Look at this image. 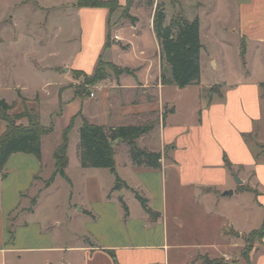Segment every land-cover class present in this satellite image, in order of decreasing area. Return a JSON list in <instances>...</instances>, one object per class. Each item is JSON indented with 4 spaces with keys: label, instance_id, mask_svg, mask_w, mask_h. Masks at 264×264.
Returning a JSON list of instances; mask_svg holds the SVG:
<instances>
[{
    "label": "crops",
    "instance_id": "0c3cea01",
    "mask_svg": "<svg viewBox=\"0 0 264 264\" xmlns=\"http://www.w3.org/2000/svg\"><path fill=\"white\" fill-rule=\"evenodd\" d=\"M75 1L45 7L35 0L32 15L51 9L57 17L43 21L15 11L27 5L22 1L0 0V100L21 111L16 101L24 98L35 121L54 130L41 137V160L29 153L10 155L4 168L16 164L25 171L24 180L17 182L22 185L8 188L6 197L5 174L0 172V264H204L203 256L218 264H264V235L247 258L243 255V236L264 224V0H234L233 18L220 16L215 21L212 14L208 36L202 28L203 14L209 13L200 12L203 3L193 6L178 0L186 19L198 18L202 45L199 81L182 88L161 81L162 69L169 76V68L161 61L153 26L149 30L156 54L140 48V63L123 66L115 58L130 51L131 44L122 32L130 27L133 36L138 18L134 24L113 28L116 39L108 45L109 22L115 13L105 7H76ZM125 4L126 0H118L119 7ZM165 16L168 24L166 10ZM220 33L216 41L237 46L243 67L236 72L238 80L226 78L225 52L217 55L203 41ZM99 59L131 72L115 75L112 70L93 88L81 90L77 74L91 75ZM205 64L219 68L220 75L201 83ZM84 120L105 128L153 123L136 143L160 152V167L134 165L128 146L117 141L115 171L125 185L113 189L115 176L109 169L80 165L78 129ZM30 122L28 117L18 120L23 126ZM70 125L77 134L74 152L80 175L96 180L108 171L112 184L95 207L70 202L59 221L31 225L25 218L35 212L40 192L59 177L73 187L68 147L65 174L70 182L56 175L44 187L55 168L53 152ZM4 128L5 123L0 134ZM54 134L58 139L48 152L49 174L43 177L44 143ZM234 174L241 183L235 182ZM32 185L36 202L31 206ZM228 190L232 193H225ZM134 192L146 199L153 214L143 209ZM77 219L83 227L78 231ZM9 230L15 232L12 238Z\"/></svg>",
    "mask_w": 264,
    "mask_h": 264
},
{
    "label": "trees",
    "instance_id": "16d2710c",
    "mask_svg": "<svg viewBox=\"0 0 264 264\" xmlns=\"http://www.w3.org/2000/svg\"><path fill=\"white\" fill-rule=\"evenodd\" d=\"M135 0H126L124 6L125 16L131 24L137 20L135 16L129 15L128 11ZM177 0H172L176 3ZM154 0H147L149 6L153 5ZM76 7H105L111 13L117 8L118 0H76ZM165 10L161 4H157L153 15V32L160 48L161 61L168 66L169 76L162 69L161 81L163 84H175L182 88L190 84L198 83L200 78L199 53L202 48L199 39V20L195 17L192 20L186 19L182 14L172 19L168 24L165 23ZM109 39V35H108ZM108 41V40H107ZM244 54V45H241V55ZM99 59L94 72L89 77V82L94 83L104 78V74L99 69ZM115 75L122 73H130L129 68H121L112 65ZM12 105L0 100V119L5 123V128L0 134V172L3 173L5 163L11 154L22 152L33 154L38 160H41V137L49 130L44 127L29 123L27 126L20 125L17 119L27 116L26 112H19L9 116L8 111ZM153 123L143 125H127L116 128H105L101 125L89 123L84 120L78 129L79 141L77 145V153L80 165L83 168H107L115 176V184L113 189H120L125 183L117 176L115 171V142L122 141L129 148L131 161L137 166L160 167L161 153L148 151L140 148L136 140L142 135L153 129ZM71 125L62 131L61 141L53 152L54 171L44 180V187H48L56 177L60 175L70 182L65 174L67 167V147L68 133ZM4 176V174H2ZM135 193V198L140 202L143 209L149 213L154 212L148 207L146 199ZM36 202V197L31 199V206ZM125 214L127 212L126 205L122 202ZM11 238L13 232L9 230ZM264 235V224L257 230L243 236L245 246L243 255L248 257V253L252 249L253 244L260 242ZM111 256L115 258L112 251ZM204 264H218L216 260H211L207 256L202 257ZM115 264H118L115 262Z\"/></svg>",
    "mask_w": 264,
    "mask_h": 264
},
{
    "label": "rangeland",
    "instance_id": "374dc122",
    "mask_svg": "<svg viewBox=\"0 0 264 264\" xmlns=\"http://www.w3.org/2000/svg\"><path fill=\"white\" fill-rule=\"evenodd\" d=\"M11 3L14 2H24L27 5H24L23 7H20L19 9H15V11L21 9V16L23 18H40L43 19V21L47 18L49 19H56L57 17L52 13L51 9H45L44 11H33L32 15V8L35 5V0H8ZM40 5L45 6V7H50L53 3H57L60 1H68V0H36ZM183 4L189 5L193 4H202L203 3V8L200 9L201 13H206L209 11V13L203 14V25L202 28L203 30L206 31L207 36L209 35V31L212 34L210 27H212V22H211V15L216 14L215 21H218L220 16L223 18H228L234 17V0H180ZM156 3L161 4L168 15V20H172L176 18L179 14L183 15V9L181 8V5L179 4V1L177 0L176 3H173L172 0H154L153 6H149L147 4V0H135V2L132 4V7L129 9L128 13L131 16H136L138 18V21L136 22V28L134 30L135 33L138 35L136 36L135 33H133V36L131 35L132 30L130 27H127L123 30L122 34L123 36L128 39V41L131 44V49L130 51L123 52L116 56V60L119 64L121 65H127V66H135L138 65L141 61V55H139L140 48H145L148 51H152L151 56L156 54V45L154 44L153 38H152V33L149 30V28L152 26L153 22V15L155 11V5ZM228 3H230L229 6ZM196 8V7H195ZM185 14L189 15L188 9L185 10ZM112 13H115L113 19L110 20L109 22V39H108V45L111 44L112 39H116V36H114V30L113 28H116L120 25H123L124 23H129V19L125 16L124 12V7H117L112 11ZM169 21V22H170ZM222 23L218 26H222ZM36 30L37 28L34 27ZM219 33V32H218ZM214 35V34H213ZM210 35L209 39H203L205 42L207 49L212 51L213 53L220 55L222 51L225 52L226 58L229 62L228 69L225 71V75L227 76L226 78L234 81L238 80L239 77L237 78V70L240 68L243 69L239 55H237V46L234 44V42H229V43H224L225 46H223L221 43L215 40V37H221L223 34H215V36ZM136 36V37H135ZM112 65H114L112 62L106 61L101 59V63H99V69L101 72L104 74V78L107 77L108 73L112 71ZM233 65V67L231 66ZM218 70H215V68H212L210 66H207L205 64L204 72L201 76V83H205L208 80H214L217 79L218 76L220 75L219 73V68ZM232 70V71H231ZM256 74V73H255ZM77 76L80 78L81 81L78 84V87L82 90H88L92 86L94 87V83L89 82V77H82L81 75ZM256 77H258V74H256ZM92 87V88H93ZM168 94L174 95L173 92L169 90ZM18 103V106H20L21 111H15L13 108H11L8 111L9 116L19 113V112H26L28 119L33 123V124H38L45 129L49 130L51 128V125H42L40 122L35 121V114L30 113V108L26 104V100L24 98H20L16 101ZM32 114V115H31ZM21 117V118H24ZM21 118L17 119L16 122L18 123V120ZM34 118V120L32 119ZM30 122V123H31ZM4 126V122L0 119V128ZM71 130V129H70ZM69 130V131H70ZM53 127L52 130L46 131L43 136L49 137V135L53 132ZM77 137V134L73 131H70L68 133V149L70 153V162H69V173L71 177L73 178V187H70L67 183H65L62 178H57V181L47 190H44L43 192H40L38 196V204L36 206L35 212L33 214L28 215L25 219L26 222L31 224V225H38L40 223L43 226H47L48 224H52L54 221H59V219L62 217V210L66 207H68V203H72L73 205L76 203L78 204V207L80 205L86 206L89 209L91 207H95L97 204H99L100 200L103 199L107 187L112 184L113 181V176L110 175V173H107L108 171H103L101 173L102 175L99 177L97 176V179L91 178L88 179L87 177H82L78 171V162H77V157L75 155V138ZM58 139V136L54 134V137L51 138L49 141H45L44 147H43V165L41 166L40 169V174L43 177H46L49 173V165L51 160L49 159V151L51 149V146L53 145L54 142ZM15 159H13L12 162H14ZM12 164V163H11ZM13 168L8 170L7 168L3 169V172L5 174V186H4V193L5 197L8 196V188H17L22 185V183H17L19 181L24 180V175L23 171L25 170H19L18 165L12 164ZM22 171V172H21ZM36 185L42 186L41 182H38ZM35 185V186H36ZM35 187L32 185L28 188L29 194H31V198L35 196V193H33ZM15 191V189H14ZM11 192V191H9ZM71 192V193H70ZM1 193V189H0ZM70 194H72V198L70 199ZM30 198V199H31ZM25 203L28 204V201H24ZM30 205V202H29ZM64 207V208H63ZM76 207V208H78ZM131 207L134 210L135 207L132 206L131 202ZM74 208V206L72 207ZM25 210V209H21ZM20 214L17 212L15 217H17ZM13 217V218H15ZM12 218V219H13ZM77 226L75 229L78 231V227H82L81 222L77 219L76 222ZM26 227V226H25ZM83 228V227H82ZM14 229V228H12ZM14 231V230H13ZM15 232H13L14 236ZM257 243V241L255 242Z\"/></svg>",
    "mask_w": 264,
    "mask_h": 264
},
{
    "label": "water",
    "instance_id": "95a60500",
    "mask_svg": "<svg viewBox=\"0 0 264 264\" xmlns=\"http://www.w3.org/2000/svg\"><path fill=\"white\" fill-rule=\"evenodd\" d=\"M233 177H234V180H235L236 183H241V180L237 177V175L234 174ZM225 193L231 194L232 191L231 190H228Z\"/></svg>",
    "mask_w": 264,
    "mask_h": 264
},
{
    "label": "built area",
    "instance_id": "2783aa9c",
    "mask_svg": "<svg viewBox=\"0 0 264 264\" xmlns=\"http://www.w3.org/2000/svg\"><path fill=\"white\" fill-rule=\"evenodd\" d=\"M90 95L92 96V95H93V93H90Z\"/></svg>",
    "mask_w": 264,
    "mask_h": 264
}]
</instances>
